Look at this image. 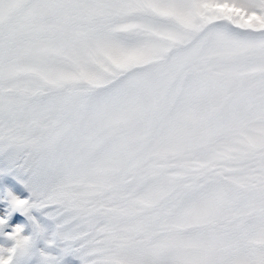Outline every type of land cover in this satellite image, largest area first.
<instances>
[{
	"label": "snow or ice",
	"instance_id": "snow-or-ice-1",
	"mask_svg": "<svg viewBox=\"0 0 264 264\" xmlns=\"http://www.w3.org/2000/svg\"><path fill=\"white\" fill-rule=\"evenodd\" d=\"M0 205V264H264V0H0Z\"/></svg>",
	"mask_w": 264,
	"mask_h": 264
},
{
	"label": "rangeland",
	"instance_id": "rangeland-1",
	"mask_svg": "<svg viewBox=\"0 0 264 264\" xmlns=\"http://www.w3.org/2000/svg\"><path fill=\"white\" fill-rule=\"evenodd\" d=\"M24 196H27V193H24L23 194ZM3 209H4V205H0V212H3ZM18 213V212H17ZM13 214H16V213H13ZM12 214V220L10 221V223H14V222H19V223H22V221H21V215H18V216H15L14 217V215ZM20 214V213H19ZM25 224H26V222H25ZM27 231H28V228L27 227H25V233H27Z\"/></svg>",
	"mask_w": 264,
	"mask_h": 264
}]
</instances>
